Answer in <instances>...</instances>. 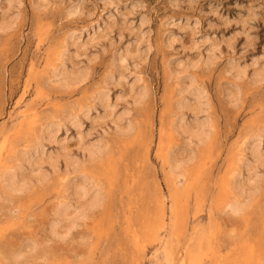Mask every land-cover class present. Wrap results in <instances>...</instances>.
<instances>
[{
	"label": "rangeland",
	"instance_id": "1",
	"mask_svg": "<svg viewBox=\"0 0 264 264\" xmlns=\"http://www.w3.org/2000/svg\"><path fill=\"white\" fill-rule=\"evenodd\" d=\"M257 150L264 0H0V264H264Z\"/></svg>",
	"mask_w": 264,
	"mask_h": 264
},
{
	"label": "bare ground",
	"instance_id": "2",
	"mask_svg": "<svg viewBox=\"0 0 264 264\" xmlns=\"http://www.w3.org/2000/svg\"><path fill=\"white\" fill-rule=\"evenodd\" d=\"M180 65H181V64H180ZM193 65H194V64H193ZM179 71H180V70H179ZM181 72H182V71H181ZM239 72H241V70H240ZM63 73H64V72H63ZM239 74H240V73H239ZM260 74H261V72L258 73V75H257V74H256V75L259 76ZM64 75H65V74H64ZM68 75H69V74H68ZM68 75H66V76H68ZM71 75H72V74H71ZM71 75H70V76H71ZM83 76H84V75H83ZM257 76H256V77H257ZM260 76H261V75H260ZM73 77H74V76H73ZM75 77H76V76H75ZM77 77H78V76H77ZM67 78H68V77H67ZM67 78H66V79H67ZM257 78H258V77H257ZM74 79H75V78H74ZM70 80H72V79H70ZM75 80H77V82H78L79 78H77V79H75ZM67 81H68V80H67ZM80 81H81V80H80ZM68 82L70 83V81H68ZM71 82H72V81H71ZM194 82H195V81H194ZM75 83H76V81H75ZM188 88H189V87H188ZM190 88H191V87H190ZM187 91H188V89H187ZM189 92H190V91H189ZM105 96H106V95H105ZM98 97H99V96H98ZM209 120H210V119H209ZM196 122H197V121H196ZM198 122H200V121H198ZM198 122H197V124H196L197 126H196V127L194 126V127H195L194 129H191L192 126H191V128L187 127V129H185V132H186L187 134H189L190 138H194V139L196 138L195 140L198 139L199 141H201V140H203V138L206 137V134H205L206 132L204 133V131L206 130L205 128L207 127V125H206V126L204 125V126H205V128H204L203 125H202V124L199 125ZM201 123H202V122H201ZM72 124H73V123H72ZM187 125H188V124H187ZM185 127H186V126H185ZM185 127H184V128H185ZM188 128H189V129H188ZM204 129H205V130H204ZM198 140H197V141H198ZM200 143H201V142H200ZM94 147L97 148L95 145H94ZM98 147H99V146H98ZM91 148H92V147H91ZM257 149H258V148H257ZM87 150H88V148H87ZM91 151H92V152H90V154L92 153V154H91L92 157H93V155H96V154L94 153V152H96V149H93V150L91 149ZM258 151H259V150H257V153L259 154ZM257 153H256V151H255V154H256L255 156L259 157V159H260L261 155L259 154V155H260V156H259V155H257ZM97 154H98V153H97ZM95 157H96V156H95ZM255 158H256V157H255ZM261 158H262V157H261ZM93 159H94V158H93ZM256 159L259 160L258 158H256ZM263 159H264V157H263L262 159H260V161L262 160V162H263ZM257 162L260 163L259 161H257ZM262 162H261V163H262ZM74 163H75V162H74ZM69 164L73 165L72 162L69 163ZM263 164H264V162H263ZM52 165H54V163H53ZM74 165H75V164H74ZM53 168H54V167H53ZM56 170H57V169H56ZM56 170H55V171H56ZM10 176H11V178H8V180H9V181H8V184H9V186H10V189H12V190H16V191H17V190H20V188H21V189L25 190L24 188H25V185H26V181H25L24 184H22V185L20 184V185H19V183L17 184V182H21V181H19V180H20V176H18V177H19V178H17L18 180L16 179V176H13V177H12V175H10ZM254 177H255V176H254ZM22 178H23V177H22ZM22 178H21V180H22ZM250 178H251V177H250ZM23 179H24V178H23ZM251 179H252V178H251ZM256 179H257V178H256ZM24 180H26V179H24ZM16 181H17V182H16ZM251 181H252V180H251ZM23 182H24V181H23ZM27 182H28V180H27ZM27 186H28V184L26 185V188H27ZM82 186H83V185H82ZM80 187H81V186H80ZM20 191H21V190H20ZM87 191H88V190H87ZM87 191L85 190V187H81V188L77 189L76 194H77L78 197H81V198H84V199H85V197H86L87 194H88ZM246 191H247V190H246ZM21 192H22V191H21ZM244 192H245V191H244ZM251 192H252V191H251ZM255 192H256V191H255ZM101 194H102V193H101ZM251 194H252V193H251ZM97 196H98V195H97ZM99 197H100V196H98L97 198L95 197L96 199H95V200L93 199L94 201L92 200L93 202H92V203L89 202L90 204H87V205H84V204H82V203H81V204H82V205H81V204L79 203L80 206H81V207H80V206L77 207V208L79 209V211H77L76 208H74V209L76 210V211L74 210V212H76V213L78 212V216L81 217V214H85V210H87L88 208H92L93 205H95V204L98 202V200H100ZM98 198H99V199H98ZM97 199H98V200H97ZM237 202L239 203V201H237ZM237 202H236V205H234L235 207L233 206V212H234V213H235L236 211H239V210L241 211V209H244V208L242 207V205L238 204ZM240 203H241V202H240ZM243 205H244V204H243ZM61 206H62V205H61ZM97 206H98V205H97ZM245 206H246V204L244 205V207H245ZM63 207H64V209H63V208H62V209H61V208L59 209V210H60V213H59V214H60V217H61L62 220L65 219L66 217L69 218V215H70V217H72V216L74 215L73 217L75 218V215H77L76 213H75V214H72V213H71L72 215L69 214V213H70L69 210H71L70 208H72L73 206L70 207L69 209H68V206H63ZM245 208H246V207H245ZM92 209H93V208H92ZM234 210H236V211H234ZM86 213H87V212H86ZM236 214H237V212H236ZM58 216H59V215H58ZM69 219H70V218H69ZM69 219H68V220H69ZM62 220H61V221H62ZM66 220H67V219H66ZM66 220H65V221H66ZM74 220H78V218L76 217ZM61 221H58V223H60ZM79 221H80V220H79ZM58 223H57V225H58ZM61 223H62V222H61ZM65 224H66V223H65ZM71 224H73V221H71ZM63 225H64V224H63ZM76 225H77V224H76ZM76 225H73V226H76ZM62 227H63V226H62ZM70 227H71V226H70ZM70 227H69V230H70ZM71 230H72V228H71ZM68 233H69V232H68ZM55 234H56V233H55ZM25 255H26V254H25Z\"/></svg>",
	"mask_w": 264,
	"mask_h": 264
}]
</instances>
